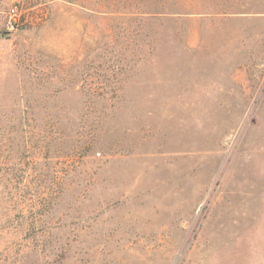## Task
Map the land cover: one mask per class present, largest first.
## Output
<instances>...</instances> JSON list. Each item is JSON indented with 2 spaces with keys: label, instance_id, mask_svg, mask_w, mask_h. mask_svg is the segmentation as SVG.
I'll list each match as a JSON object with an SVG mask.
<instances>
[{
  "label": "rangeland",
  "instance_id": "1",
  "mask_svg": "<svg viewBox=\"0 0 264 264\" xmlns=\"http://www.w3.org/2000/svg\"><path fill=\"white\" fill-rule=\"evenodd\" d=\"M144 1L0 0V264H264V0Z\"/></svg>",
  "mask_w": 264,
  "mask_h": 264
},
{
  "label": "trees",
  "instance_id": "2",
  "mask_svg": "<svg viewBox=\"0 0 264 264\" xmlns=\"http://www.w3.org/2000/svg\"><path fill=\"white\" fill-rule=\"evenodd\" d=\"M53 0H46L47 3ZM70 2L78 3L79 0H68ZM82 6H87L85 4L79 3ZM93 7L102 9L103 11L119 12L121 14H138L147 18H153L160 16L161 12L150 9V4H147L144 0H141L137 3H133L127 0L123 2H114V3H91Z\"/></svg>",
  "mask_w": 264,
  "mask_h": 264
}]
</instances>
